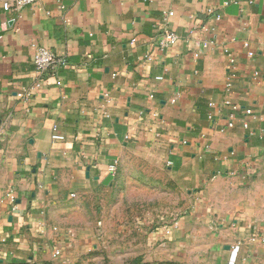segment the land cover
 <instances>
[{
  "label": "crops",
  "instance_id": "obj_1",
  "mask_svg": "<svg viewBox=\"0 0 264 264\" xmlns=\"http://www.w3.org/2000/svg\"><path fill=\"white\" fill-rule=\"evenodd\" d=\"M235 1L0 3V264L68 263L86 236L74 216L135 176L185 193L170 238L186 251L264 264V0ZM163 28L177 41L160 49ZM32 44L65 63L37 72ZM57 240L60 257L41 251Z\"/></svg>",
  "mask_w": 264,
  "mask_h": 264
},
{
  "label": "rangeland",
  "instance_id": "obj_2",
  "mask_svg": "<svg viewBox=\"0 0 264 264\" xmlns=\"http://www.w3.org/2000/svg\"><path fill=\"white\" fill-rule=\"evenodd\" d=\"M184 194L139 176L104 187L74 216L86 236L66 264H212V253L186 251L170 238L173 224L191 206Z\"/></svg>",
  "mask_w": 264,
  "mask_h": 264
},
{
  "label": "built area",
  "instance_id": "obj_3",
  "mask_svg": "<svg viewBox=\"0 0 264 264\" xmlns=\"http://www.w3.org/2000/svg\"><path fill=\"white\" fill-rule=\"evenodd\" d=\"M38 0H0L1 8L3 11H19L22 7L33 5ZM232 2H236L235 0H231ZM250 1V0H248ZM208 13H212V9H207ZM168 15H172V11L167 12ZM215 19L218 20L220 18V14L216 13L214 15ZM177 41V36L174 32L167 28H163L162 35L159 39V48L162 49L164 47H167L169 45L174 44ZM34 51L32 56V63L34 65V68L37 72L42 73L47 70H55V68L59 65H63L65 61L56 55L53 51L49 50L48 48H45L41 45H35L32 44ZM243 46L247 48V56H252L253 52L251 50H248L249 44L247 41L243 42ZM225 52L229 56L228 61L232 62L233 58L232 55L225 49ZM145 60H149V57L146 56ZM156 79H161L160 76H157ZM230 81L227 80L224 84L225 89V97L223 100L218 104V107H228L230 108L231 112L229 113L228 120H227V127L233 126V118L234 113L238 110V105L231 101L229 97L230 93ZM108 101V99H107ZM209 106H216L214 103H209ZM244 112V121L242 122L243 128H248V118L253 117L252 110L250 108H245L243 110ZM50 137L52 141H63L65 139L64 135L58 131L57 124L53 123L51 126V133ZM115 170V167L113 165H110L107 168L108 172H113ZM52 230L55 231L60 236L70 237L71 231L69 229H59L57 227H52ZM168 232V231H167ZM60 240L53 241L51 244H45L41 246L42 252H48L50 253L51 257L58 258L62 254V247L59 245ZM238 250V245L234 246L232 249V252L235 254ZM2 252V249L0 247V253Z\"/></svg>",
  "mask_w": 264,
  "mask_h": 264
},
{
  "label": "trees",
  "instance_id": "obj_4",
  "mask_svg": "<svg viewBox=\"0 0 264 264\" xmlns=\"http://www.w3.org/2000/svg\"><path fill=\"white\" fill-rule=\"evenodd\" d=\"M39 264H48V261H42L41 263Z\"/></svg>",
  "mask_w": 264,
  "mask_h": 264
}]
</instances>
